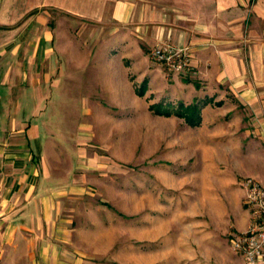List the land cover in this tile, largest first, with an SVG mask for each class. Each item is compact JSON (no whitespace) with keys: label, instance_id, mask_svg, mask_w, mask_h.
Segmentation results:
<instances>
[{"label":"rangeland","instance_id":"374dc122","mask_svg":"<svg viewBox=\"0 0 264 264\" xmlns=\"http://www.w3.org/2000/svg\"><path fill=\"white\" fill-rule=\"evenodd\" d=\"M45 14L58 37L95 32L92 23L76 33L81 24L75 20L58 11ZM96 48L79 50L94 55ZM109 48L101 53L115 55L112 62L92 56L60 77L48 111L61 145L48 148V164L62 157L73 170L61 181L83 180L74 214L79 246L93 254L94 264H237L229 239L246 209L245 175L225 158L240 154L242 145L247 155L251 141L240 136L250 127L236 126L241 113L231 109L235 100L187 72L168 74L150 57L130 60L122 49ZM192 105L198 108L195 126L177 115ZM224 133L227 141H221ZM220 155L224 165L214 164Z\"/></svg>","mask_w":264,"mask_h":264},{"label":"crops","instance_id":"0c3cea01","mask_svg":"<svg viewBox=\"0 0 264 264\" xmlns=\"http://www.w3.org/2000/svg\"><path fill=\"white\" fill-rule=\"evenodd\" d=\"M50 10L81 24L76 33L88 23L95 32L58 37L47 22ZM90 44L94 55L80 52ZM158 45L187 49V74L235 100L236 126L250 127L240 136L251 144L247 155L242 145L225 160L231 156L243 178L264 187V0H0V264H94L75 225L83 180L61 181L73 170L62 157L55 166L47 162L48 148H61L50 128L51 99L60 77L92 56L112 62L116 56L101 53L104 47L142 62ZM223 158L214 164L224 165ZM248 222L246 207L230 239Z\"/></svg>","mask_w":264,"mask_h":264},{"label":"built area","instance_id":"2783aa9c","mask_svg":"<svg viewBox=\"0 0 264 264\" xmlns=\"http://www.w3.org/2000/svg\"><path fill=\"white\" fill-rule=\"evenodd\" d=\"M150 58L160 63L168 74L189 71L187 49L158 45L151 49ZM240 187L249 211V222L244 231L232 236L230 247L245 264L264 263V187L251 177L243 178Z\"/></svg>","mask_w":264,"mask_h":264},{"label":"trees","instance_id":"16d2710c","mask_svg":"<svg viewBox=\"0 0 264 264\" xmlns=\"http://www.w3.org/2000/svg\"><path fill=\"white\" fill-rule=\"evenodd\" d=\"M138 94L141 95L143 94V90L142 91H138ZM182 108V111L181 113L180 112H177V115L184 118V120L192 125V126H195L198 124L199 122V116H198V108L196 105H192L190 107H183L181 106ZM158 114H161V115H169V111H161L160 109H158L157 111Z\"/></svg>","mask_w":264,"mask_h":264}]
</instances>
